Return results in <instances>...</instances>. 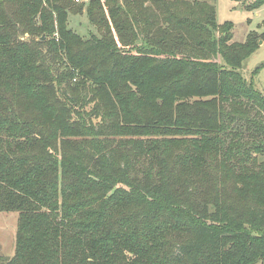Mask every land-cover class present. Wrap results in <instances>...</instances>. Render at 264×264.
I'll use <instances>...</instances> for the list:
<instances>
[{"label":"trees","instance_id":"16d2710c","mask_svg":"<svg viewBox=\"0 0 264 264\" xmlns=\"http://www.w3.org/2000/svg\"><path fill=\"white\" fill-rule=\"evenodd\" d=\"M232 27L206 1L0 0L4 264L264 260V94L240 71L257 36Z\"/></svg>","mask_w":264,"mask_h":264},{"label":"rangeland","instance_id":"374dc122","mask_svg":"<svg viewBox=\"0 0 264 264\" xmlns=\"http://www.w3.org/2000/svg\"><path fill=\"white\" fill-rule=\"evenodd\" d=\"M87 3L88 0H79L76 3ZM189 2L206 1L214 6L216 21L219 24L232 23V36L230 42H244L247 34L257 36L253 51L244 60L240 69L243 77L252 80L253 87L264 94V0H187ZM68 26L74 32L87 37L94 28L89 25L85 13L68 16ZM219 33L215 32V36ZM264 159V157H263ZM183 179H186L182 181ZM189 176H183L181 188L190 193L195 203L203 202L204 196L209 194L211 185L196 184ZM178 186V185H177ZM223 196H225L222 193ZM200 204V203H199ZM240 209L242 206L239 205ZM154 219L152 224L159 223ZM19 230V211L16 209H0V264L12 257ZM255 264H264V260Z\"/></svg>","mask_w":264,"mask_h":264},{"label":"built area","instance_id":"2783aa9c","mask_svg":"<svg viewBox=\"0 0 264 264\" xmlns=\"http://www.w3.org/2000/svg\"><path fill=\"white\" fill-rule=\"evenodd\" d=\"M76 2L79 1V0H75Z\"/></svg>","mask_w":264,"mask_h":264},{"label":"water","instance_id":"95a60500","mask_svg":"<svg viewBox=\"0 0 264 264\" xmlns=\"http://www.w3.org/2000/svg\"><path fill=\"white\" fill-rule=\"evenodd\" d=\"M44 36H42V38H43Z\"/></svg>","mask_w":264,"mask_h":264}]
</instances>
